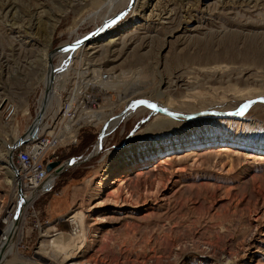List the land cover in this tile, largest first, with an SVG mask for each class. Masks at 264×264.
I'll use <instances>...</instances> for the list:
<instances>
[{
    "label": "rangeland",
    "instance_id": "374dc122",
    "mask_svg": "<svg viewBox=\"0 0 264 264\" xmlns=\"http://www.w3.org/2000/svg\"><path fill=\"white\" fill-rule=\"evenodd\" d=\"M106 2L0 0V242L21 201L7 154L40 110L45 55L83 41L57 81L59 103L67 92L90 103L78 142L47 157L82 162L25 209L7 264H264V152L250 147L264 144V100L236 116L264 99V0H137L98 35L103 20L89 17ZM92 70L108 75L95 84ZM135 98L185 119L137 108L95 154L106 124ZM206 133L214 138L203 145ZM135 151L149 159L125 173L115 160Z\"/></svg>",
    "mask_w": 264,
    "mask_h": 264
},
{
    "label": "bare ground",
    "instance_id": "6f19581e",
    "mask_svg": "<svg viewBox=\"0 0 264 264\" xmlns=\"http://www.w3.org/2000/svg\"><path fill=\"white\" fill-rule=\"evenodd\" d=\"M136 2H137V0H107V2L104 3V5H102L101 7H99V9H97L96 12L92 13V15L89 17L91 20L98 21L100 18H102L101 20H103L101 23L102 27L101 28L98 27V29L100 28V30L98 31V35H103V33H106L108 31L112 30L118 24L119 20H121V18H123V16L126 15L127 8H129L130 6H131V8H133L136 5ZM117 13H120V15ZM96 19H98V20H96ZM146 38H149V37L142 38L141 41H146ZM118 39L119 38L114 37V38H112V40L110 42L112 43ZM126 41L124 39H122L121 49L115 51V53L118 54V57H121L124 54L125 50L128 48L129 45ZM82 43H83V41L81 42V40L74 45H69V44L67 45V43H66L65 45H67V46L63 45V48L65 50L62 51L61 53L59 52L58 55H56L54 58H53L54 54L52 55V57H50L49 55L44 56V60H47V68H48V64L50 63V70L49 69L47 70V74H46L45 79H44L46 89L49 88L50 92H49L47 98L44 97L46 90L43 94V98H42L41 102L43 103L44 98H45L46 102H45V104L43 103L44 107L42 110V117L40 120H38V123H34V125L32 127H30L31 131L28 134L29 139H34V140H35V138L37 139L41 129L46 127V126H44V118L48 114L49 108L53 105L54 101H57L59 103V100H60L58 93L62 89L60 86L57 85V83H58L57 81L59 78H63V77L65 78L69 74V72H70L69 70L71 69L72 65L76 64L75 59L78 58V54L81 50L80 48H81ZM88 47H89V49H93V50H97L99 48V46H97V43H95V42H92ZM100 47H103L104 52L108 51L109 48H112L110 45L107 47V46H104V44L103 45L100 44ZM106 53H108V52H106ZM58 56H59V58H61V60H60L59 65L55 66L53 63H54L56 57L58 58ZM133 59H135V58H133ZM84 62H85V60H84ZM82 72L86 73L87 75L90 73V71L88 69H82ZM91 73L94 77V83L95 84L99 83L101 80L106 78L108 75L107 71H101V70H92ZM169 85L173 86V82L169 83ZM89 100L90 99H88V101ZM93 101H95V100L93 99L92 102ZM254 101H257V100L253 99L252 101L246 102L241 107L239 112L236 113L237 114L236 116L244 115V113L247 111V109L249 107H251V105H253L255 103H261V102H254ZM252 102H254V103L252 104ZM42 103H41V105H42ZM262 103H264V102H262ZM88 105H90V103H88ZM127 105L128 106H127L126 110L119 117H116L115 119L109 121L106 124L107 125L106 129L104 127V129L102 130V133H101L102 137L100 139L98 146L96 147L95 154H97L102 149L103 144H104V139L107 136V134L111 130H113L117 125H119L121 122L127 121L130 117H133L134 115H136L137 114V108H138V110H140L139 112H148L150 114L158 112L161 115L165 116L166 118H170V119L171 118L172 119L183 118V119H185L184 116L181 117L182 115H178L175 111L159 105L156 101L154 102V101L148 100L146 98H142L139 100L135 98L132 101L127 102ZM50 109H52V107ZM139 112H138V115L140 114ZM198 114H201V113H198ZM220 114H223L224 116L230 115L228 113L227 114L226 113H220ZM206 134H208V133H206ZM33 136H35V137H33ZM207 137H209L210 140H213V138H214L213 135L211 136L209 134L207 136L202 137V139L200 141H203V145L207 144ZM215 141H218L219 143H222V142L230 143V144L235 143L233 140H230V139L227 140L226 138H219ZM168 144H169L168 140L167 141L163 140L162 142L154 143V144H152L150 151H148L147 153H152V152H157L158 150H162ZM242 145H246L247 147H249L248 146L249 144H247V143L246 144L242 143ZM250 147H252V149H254V150L264 152V144H261L258 147H255V146H250ZM135 152L136 153H133L132 156L127 157L122 163L119 162L118 158L115 160V163H117L119 166H120V164L124 165V168H125L124 172L125 173L131 172L132 170H134L135 166L142 165L143 163H145L149 159L148 157L147 158L143 157V155H146L147 153H145V152L140 153V151H135ZM93 154H94V152H93ZM7 155H8V158L10 159L12 152H11L10 156H9V154H7ZM81 162L82 161H78V162L70 161V162L62 165L61 167H59V170L57 169L58 172H56V173L54 172L50 175V177L48 178V181H47V185L50 187L53 186L55 184V178L59 175L58 173H61L63 171V169H67V168L71 167L73 164L79 165ZM9 166H11L10 162H9ZM6 169L10 170L11 167L7 166ZM13 171H14L15 176H16L15 182H16L17 186L19 187V189L17 187V191L19 193V197H20L21 201L19 202L20 204H18L19 207H17L18 208L17 213H15L14 217L9 219V223H8L9 226L7 228V231L3 234L2 238H1V242H0V264H7V261L9 260L10 254L14 248L16 238H19V236H20L19 235L21 232L20 224L22 225L21 222H22V218H23L25 209L33 203V201L38 196V194H40L39 192H42L41 188H39V189H37L33 192H30V193H26V194L21 193L17 173H16V170L14 168H13ZM108 177H109L108 175L107 176L105 175L104 179H107ZM18 231H19V233H18ZM17 234H18V236H17ZM12 257L13 256H11V258Z\"/></svg>",
    "mask_w": 264,
    "mask_h": 264
},
{
    "label": "built area",
    "instance_id": "2783aa9c",
    "mask_svg": "<svg viewBox=\"0 0 264 264\" xmlns=\"http://www.w3.org/2000/svg\"><path fill=\"white\" fill-rule=\"evenodd\" d=\"M70 93L67 92L62 95V102L52 111L55 112L54 114L50 115L52 112L48 111L44 118V126L46 127L41 129L37 139H30L14 151L18 182L25 194L33 192L47 183L51 175L48 170V163L54 160L53 155L47 159L50 150L55 152L63 142L68 145L78 142V133L73 132L74 128H81L78 123L82 120V112L88 113V102L86 98H82L83 101H81ZM63 127L67 132L64 131ZM52 188L53 186L48 191ZM46 192H39L40 194L30 206Z\"/></svg>",
    "mask_w": 264,
    "mask_h": 264
},
{
    "label": "water",
    "instance_id": "95a60500",
    "mask_svg": "<svg viewBox=\"0 0 264 264\" xmlns=\"http://www.w3.org/2000/svg\"><path fill=\"white\" fill-rule=\"evenodd\" d=\"M92 35H94V34H92ZM49 92H50L49 91V88L46 89L45 96H44L45 98H47ZM45 98L43 99V103L44 104L46 102ZM262 101H263V99H258L257 101H254V102H262ZM254 102H252V104ZM43 103H42V105L40 107L39 112L36 115V118L34 119L32 125L30 127H32L34 125V123H38V120L41 119V117H42V110H43V107H44V104ZM188 117H192V115L190 114ZM30 131L31 130L29 128L22 136H20L19 139L15 142L14 147L12 149V155L10 156L9 162H10V165L12 166V168H14L16 170V173L18 172V170H17L16 165H15V162H14V151H15V149L17 147L21 146L22 144H25L27 141L30 140L29 139V136H28V134H29ZM33 137H35V136H33ZM59 167H61V164L58 161L51 162V163L48 164V170L51 172V174L54 173L55 171H57V169H59ZM65 170L66 169H63V171H65ZM19 186H20V192L23 193L21 184ZM49 188H50V186H48L47 183H45L43 186H41V191L42 192H46V191L49 190Z\"/></svg>",
    "mask_w": 264,
    "mask_h": 264
}]
</instances>
